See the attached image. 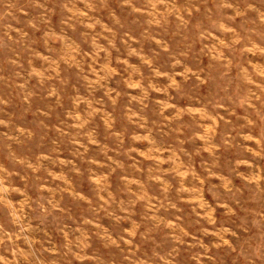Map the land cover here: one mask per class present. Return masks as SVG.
Listing matches in <instances>:
<instances>
[{
	"label": "rangeland",
	"instance_id": "rangeland-1",
	"mask_svg": "<svg viewBox=\"0 0 264 264\" xmlns=\"http://www.w3.org/2000/svg\"><path fill=\"white\" fill-rule=\"evenodd\" d=\"M0 264H264V0H0Z\"/></svg>",
	"mask_w": 264,
	"mask_h": 264
}]
</instances>
